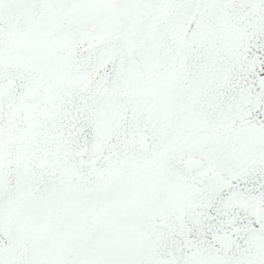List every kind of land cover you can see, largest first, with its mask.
Instances as JSON below:
<instances>
[{"label":"snow or ice","instance_id":"snow-or-ice-1","mask_svg":"<svg viewBox=\"0 0 264 264\" xmlns=\"http://www.w3.org/2000/svg\"><path fill=\"white\" fill-rule=\"evenodd\" d=\"M0 264H264V0H0Z\"/></svg>","mask_w":264,"mask_h":264}]
</instances>
